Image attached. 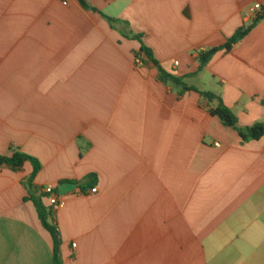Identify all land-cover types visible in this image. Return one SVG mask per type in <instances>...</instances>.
I'll use <instances>...</instances> for the list:
<instances>
[{
    "label": "crops",
    "instance_id": "crops-1",
    "mask_svg": "<svg viewBox=\"0 0 264 264\" xmlns=\"http://www.w3.org/2000/svg\"><path fill=\"white\" fill-rule=\"evenodd\" d=\"M86 1L102 15L0 0V155L41 163L34 195L53 209L63 264H264V138L243 142L217 103L161 81L131 38L240 128L264 125V21L197 74L198 54L264 0ZM32 173L0 167V264H55ZM64 184L78 189L54 209L43 190Z\"/></svg>",
    "mask_w": 264,
    "mask_h": 264
},
{
    "label": "trees",
    "instance_id": "trees-1",
    "mask_svg": "<svg viewBox=\"0 0 264 264\" xmlns=\"http://www.w3.org/2000/svg\"><path fill=\"white\" fill-rule=\"evenodd\" d=\"M83 8H85L88 11H92L95 13H100L98 10L90 7L86 0H79ZM101 14V13H100ZM102 15V14H101ZM104 16V15H103ZM106 17V16H104ZM108 21L115 25L118 23H121L118 20H114L111 18H108ZM262 21H264V7L261 8L259 12H257L254 16L253 23L249 27H244L237 31V33L228 40L227 44L223 47L219 48H213L211 50H207L204 52H200L198 54V61H199V68L198 73H201L204 71V69L210 64V62L213 60V58L221 52H230L235 45L243 41ZM131 38L139 41L142 45L140 54L144 55L149 62H151L157 71L159 72V76L161 81H163L165 84H170L175 87L181 88L183 92H191L195 91L200 93L204 98H206L211 104L217 103V106L212 108L211 115L214 117H217L224 125L227 127L233 128L236 130L243 142H251V141H259L264 138V125L263 124H256L253 127L250 128H240L238 124V119L236 115L232 112L231 109H229L223 102V100L212 93L207 92H199L191 87H189L182 79L169 74L164 70V68L160 65V63L157 61L154 52L145 46V44L142 41L141 36H131ZM139 55V56H141ZM138 56V57H139ZM264 105V101H263ZM27 163H30L33 166V173L32 176L28 182V189L32 196V201L35 204L39 217L43 223V226L45 229L51 234L54 244H55V264H63L61 258H60V248H61V239H60V233L55 224L52 222L53 217V209L49 208L44 203V198H38L34 195L35 188L33 186V182L37 175L42 170L41 163L20 151H15L13 155L11 156H1L0 155V167L7 166L11 168L14 171H22L23 168Z\"/></svg>",
    "mask_w": 264,
    "mask_h": 264
},
{
    "label": "built area",
    "instance_id": "built-area-1",
    "mask_svg": "<svg viewBox=\"0 0 264 264\" xmlns=\"http://www.w3.org/2000/svg\"><path fill=\"white\" fill-rule=\"evenodd\" d=\"M262 6L257 4L254 6L253 8V13L254 15L259 12L261 10ZM137 64L142 65L144 64V60L141 57L137 58ZM176 65H179V63L177 62ZM97 192V189H93L91 191L92 194H95ZM44 195L46 196L49 204L51 207H53L54 209H58V208H62L65 206L66 204V199L64 196H62L61 194H59L55 188L53 187H47L43 190ZM73 248L76 249L77 245H73Z\"/></svg>",
    "mask_w": 264,
    "mask_h": 264
},
{
    "label": "water",
    "instance_id": "water-1",
    "mask_svg": "<svg viewBox=\"0 0 264 264\" xmlns=\"http://www.w3.org/2000/svg\"><path fill=\"white\" fill-rule=\"evenodd\" d=\"M78 189V186L75 184H64L60 188V194L62 196L68 195L69 193L74 192L75 190Z\"/></svg>",
    "mask_w": 264,
    "mask_h": 264
}]
</instances>
